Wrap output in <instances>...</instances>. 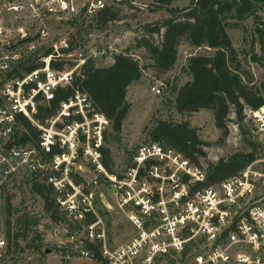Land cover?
Masks as SVG:
<instances>
[{"label": "built area", "instance_id": "2783aa9c", "mask_svg": "<svg viewBox=\"0 0 264 264\" xmlns=\"http://www.w3.org/2000/svg\"><path fill=\"white\" fill-rule=\"evenodd\" d=\"M76 1L0 0V187L28 177L52 188L74 232L69 261L89 257L87 243H101L102 264H264V159L206 185L205 171L176 148L151 141L121 156L107 144L110 120L80 91L39 120L76 76L64 66L67 40L42 49L38 39L49 36L46 21L78 12ZM87 6L107 9L103 0ZM30 66L36 69L15 73ZM253 114L264 119V106ZM101 188L135 233L113 249L95 206Z\"/></svg>", "mask_w": 264, "mask_h": 264}, {"label": "rangeland", "instance_id": "374dc122", "mask_svg": "<svg viewBox=\"0 0 264 264\" xmlns=\"http://www.w3.org/2000/svg\"><path fill=\"white\" fill-rule=\"evenodd\" d=\"M105 8H111L116 19L102 24L98 16L102 11L89 13L88 0H77L78 12L58 14L54 19L45 22L49 36L38 39L39 45L49 48L53 43L67 40L69 51H62L68 58L64 64L79 76L84 61L93 60L96 67H108L114 63L117 54L127 53L136 58L143 69L141 79L132 84L128 90L127 101L130 111L119 133V141H113L115 135L112 128L108 132L107 144L113 152L123 156L124 149H137L141 143L151 142L150 132L159 120L174 123L187 122L197 130L199 138L207 145L203 147L205 156L199 159V168L206 176L211 165L220 160H227L232 155L251 151L250 144L256 145L258 159H264V119L257 118L248 106L245 107L243 120L239 121L234 108L228 116V136L222 141V131L215 124L212 110L202 109L198 112L181 115L175 109L177 92L191 80L187 70L191 56L212 52L209 48H197L183 41L178 48L174 66L164 72L156 67L155 59L150 53L149 45L160 46L163 40V29L160 34L147 32L171 17L170 9H185L191 0H176L166 9H157L154 0H103ZM228 34L238 55L241 71L247 75V81L264 94V49L259 41L257 30L264 26V9L256 16L243 20H230ZM32 29L34 36L40 26ZM72 49V50H71ZM83 65V66H84ZM75 77V78H76ZM160 89V93L154 91ZM260 110V109H258ZM103 193L104 196H101ZM95 206L103 221L101 225L106 234L107 245L113 249L126 243L135 234L126 218L116 207L112 192L101 188L95 195ZM10 206V207H9ZM9 208L11 213L9 214ZM23 213L37 217L39 224L33 229L27 240H9V231L13 237L16 232V219ZM11 222V225H8ZM74 234L69 222L54 223L44 210V202L40 195L32 191V183L28 177L19 179L0 187V264H102L95 260L90 251L89 257H78L71 261L67 256L71 247L69 243ZM84 231L75 237L76 242L82 240ZM43 253L32 238H38ZM4 242V243H3ZM3 243V244H2ZM87 247V246H86Z\"/></svg>", "mask_w": 264, "mask_h": 264}, {"label": "trees", "instance_id": "16d2710c", "mask_svg": "<svg viewBox=\"0 0 264 264\" xmlns=\"http://www.w3.org/2000/svg\"><path fill=\"white\" fill-rule=\"evenodd\" d=\"M157 9H166L176 0H154ZM264 9V0H191L185 9H170L171 17L153 28L147 27V32L160 34L164 29L160 46L149 45L150 53L155 59L156 67L160 71L170 70L177 60L179 45L186 41L197 48H209L212 52L196 54L188 61L187 70L191 80L178 92L175 99V109L181 115H189L202 109H210L215 116V124L222 131L223 139L228 136L227 125L230 111H234L243 120L245 107L258 110L264 106V94L247 81V75L241 71L240 62L232 40L228 34L230 20H243L256 16ZM116 19L111 8L103 10L98 20L107 24ZM259 41L264 49V26L257 30ZM72 50V49H71ZM48 53V52H47ZM54 68L61 69V64H54ZM36 69L30 66L17 69L15 73L23 75ZM143 75L140 62L127 53L117 54L114 63L108 67H96L93 60H87L80 76L75 78L73 87L60 92L58 98L48 108H41L39 120L43 122L47 117L56 113L59 102L66 99L75 91L88 94L96 110L108 118L115 135L113 141H119L124 121L130 111L127 94L130 86L139 81ZM264 88V86H263ZM25 127L35 129L26 118H21ZM152 142L162 146L173 147L183 153L192 162L199 164V159L205 156L203 142L195 128L189 123H174L159 120L150 132ZM251 151L238 152L227 160H220L208 169L206 185L220 183L245 169L258 159L256 145L250 144ZM32 191L40 195L44 202V210L54 223L66 221L61 213L59 203L52 188L48 185L32 182ZM10 207V206H9ZM11 209L9 208V214ZM96 219L91 218L89 224ZM39 224L37 217L29 213L21 214L15 222L16 232L13 237L9 231V240L18 246L20 240H27L34 228ZM11 225V222H8ZM38 243L35 247L43 253L38 238L30 241ZM87 248L95 260H101V243H87Z\"/></svg>", "mask_w": 264, "mask_h": 264}]
</instances>
